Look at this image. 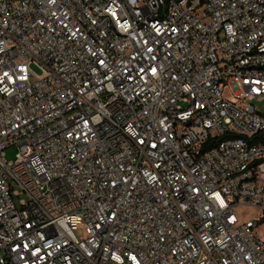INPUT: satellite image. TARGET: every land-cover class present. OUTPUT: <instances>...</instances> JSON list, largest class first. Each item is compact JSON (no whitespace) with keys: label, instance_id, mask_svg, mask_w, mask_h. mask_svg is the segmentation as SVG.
<instances>
[{"label":"built area","instance_id":"built-area-1","mask_svg":"<svg viewBox=\"0 0 264 264\" xmlns=\"http://www.w3.org/2000/svg\"><path fill=\"white\" fill-rule=\"evenodd\" d=\"M253 100L264 0H0V264H264Z\"/></svg>","mask_w":264,"mask_h":264},{"label":"rangeland","instance_id":"rangeland-1","mask_svg":"<svg viewBox=\"0 0 264 264\" xmlns=\"http://www.w3.org/2000/svg\"><path fill=\"white\" fill-rule=\"evenodd\" d=\"M31 69L37 74H41V71L38 67L32 65ZM251 104L254 105L255 109L261 113L264 114V101L261 100H253ZM16 153L15 147H9L5 150V157L7 160H13ZM242 212L244 213L243 216L245 218L250 217H260V212L257 209L254 208H243ZM259 236L264 240V226H261L258 228ZM78 236H81L83 234L82 228H79V230L76 232Z\"/></svg>","mask_w":264,"mask_h":264},{"label":"trees","instance_id":"trees-1","mask_svg":"<svg viewBox=\"0 0 264 264\" xmlns=\"http://www.w3.org/2000/svg\"><path fill=\"white\" fill-rule=\"evenodd\" d=\"M224 138H226V137H223V138H221L220 140H223Z\"/></svg>","mask_w":264,"mask_h":264}]
</instances>
